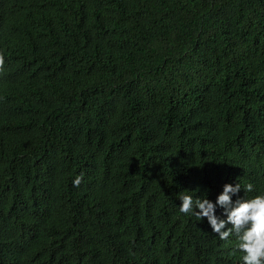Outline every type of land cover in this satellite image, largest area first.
Returning <instances> with one entry per match:
<instances>
[{"label":"trees","instance_id":"trees-1","mask_svg":"<svg viewBox=\"0 0 264 264\" xmlns=\"http://www.w3.org/2000/svg\"><path fill=\"white\" fill-rule=\"evenodd\" d=\"M0 53V264H241L178 194L264 192V0H0Z\"/></svg>","mask_w":264,"mask_h":264},{"label":"clouds","instance_id":"clouds-1","mask_svg":"<svg viewBox=\"0 0 264 264\" xmlns=\"http://www.w3.org/2000/svg\"><path fill=\"white\" fill-rule=\"evenodd\" d=\"M82 179L83 174L77 175L73 184L78 186ZM253 187L250 182L244 189L251 192ZM197 189L179 192V211L194 215L199 222L206 218L211 232L221 240L234 236L242 253L241 264H264V192L240 195L242 186L236 180L225 182L215 199L194 195Z\"/></svg>","mask_w":264,"mask_h":264}]
</instances>
